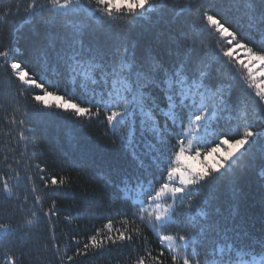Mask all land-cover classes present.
<instances>
[{"label": "snow or ice", "instance_id": "snow-or-ice-1", "mask_svg": "<svg viewBox=\"0 0 264 264\" xmlns=\"http://www.w3.org/2000/svg\"><path fill=\"white\" fill-rule=\"evenodd\" d=\"M222 11L241 12L248 31L231 28ZM21 12L40 71L29 69L11 41L0 45V77L18 82L0 97L10 113L4 120L18 133L15 150H26L33 120H101L119 140L117 151H80L79 161L98 157L110 195L131 205L120 214L121 227L109 216L86 239L72 238V255H61L51 223L57 201L45 209L38 193L70 188L71 177L58 179L37 164L41 187L26 177L33 194L29 209V197L18 194L21 161L8 163L5 156L0 198L12 202L13 213L28 209L30 218L0 220L3 264H38L48 251L38 235L45 217L60 264H90V254L110 246L139 251L138 240L153 264H167L165 250L170 264H264V0H27L23 7L17 0L0 12V24ZM138 28L133 43L130 33ZM197 35H218L227 47L204 46L203 55H194ZM181 39L191 42L182 46ZM237 49L243 52L238 60ZM49 72L54 80L46 79ZM221 149L225 154L201 170L182 163L186 153L209 157ZM19 156L27 159L24 151ZM243 180L258 190L257 207L236 192ZM225 184L233 186L226 201ZM144 228L160 243L157 256ZM33 252L40 256L31 257ZM134 264H145L144 257Z\"/></svg>", "mask_w": 264, "mask_h": 264}, {"label": "trees", "instance_id": "trees-1", "mask_svg": "<svg viewBox=\"0 0 264 264\" xmlns=\"http://www.w3.org/2000/svg\"><path fill=\"white\" fill-rule=\"evenodd\" d=\"M19 2L23 7L27 3V0H19ZM170 2L171 0H169ZM16 3L17 0H0V12ZM222 15H224L231 28L236 29L242 34L248 31L246 27L247 20L241 12L222 11ZM22 18L23 13L21 12L18 16L13 15L6 25L0 24V45L8 44L11 41L13 46L19 48L21 51L19 58L28 65L29 69L36 70L39 73V63L32 49L30 26L23 25ZM180 23L187 27V22L184 19H181ZM140 31L141 29L138 28L130 33V39L133 43H135ZM189 34L191 35V31ZM218 40L220 41V45L216 43ZM190 42L181 39L182 46ZM221 45L227 47L226 42L218 35L211 38L197 35L195 37L196 51L194 55H203L202 49L204 46H209L214 51H218ZM242 57L243 52L237 49L234 52V58L238 60ZM46 79L54 80L51 72L46 74ZM16 83L8 82L6 76L0 77V97H3L9 91L14 92ZM34 91L39 92L38 89ZM61 91H63V86H61ZM76 95L84 98L79 91H77ZM5 108L6 105L0 103V162L4 160L5 156L8 157V163H14L16 159H20V164L16 166V170L21 176L18 182V194L21 199L25 195L29 197V209L32 207L33 194L31 192L32 184L26 177L32 175L37 187H41V182L38 179L41 173L35 167L37 164L45 168L48 175H55L58 179L60 177H71L72 184L70 188L56 190V194L54 195L50 189H42V193H38L44 194L45 209L51 205L53 199L57 201L58 214L52 217L51 223L54 227L56 241L58 242L57 247L60 248L61 255L65 251L67 255H72L76 247L72 238L75 237L80 240L86 239L87 236L101 229L107 222L109 216L116 217V226L121 227L118 222L120 214H123L130 207L131 201L122 203L119 199H113L110 195L113 189L105 187L103 174L99 170L98 157L97 161H79L80 151L108 154L117 151L120 142L113 136L112 132L108 131L106 125L101 120L95 118L91 121L84 119L83 121H77L75 123H72L71 120L65 121L63 118L55 117L47 122L33 120L32 127L34 131L31 134V141L27 145L26 150L24 148L15 150L18 133L15 130V126L8 125L4 120L6 115H10V113L5 111ZM249 112V118L252 119L251 109ZM236 123L234 121L228 127L235 128ZM257 127H259V123H257ZM232 134L236 135L237 133L233 131ZM70 136L74 137V139L70 140ZM225 147L227 148L229 146L225 145ZM20 151L25 152L27 159L19 156ZM220 151H222V156L224 150L221 149ZM233 151H235L234 148ZM4 171H7V168L5 164L0 163V172ZM11 183H17V181H12ZM232 188L233 186L228 184H225L221 188V193L225 201L232 198ZM236 192L244 200L246 205L258 206L259 192L247 180L240 182L239 186L236 187ZM225 210H227V204H225ZM13 214L17 222H21L25 218H30L28 217V209L24 213H13L12 202L4 201L3 198H0V220L7 222L6 218ZM66 217L68 219H65ZM256 227L258 229L259 225ZM47 228L48 221L45 217L44 222L40 225L38 235L41 248H43L44 244H47L48 251L44 252L42 256H40L39 252H33L30 255L33 258L40 256L38 264H60L59 259L53 255L55 248L53 247V241L51 239L52 232L46 231L45 229ZM142 232L143 236L147 237L148 249L151 250L153 256H157L161 251L158 239L147 228L142 229ZM0 239H3L2 235ZM138 245L140 247L139 251H132L127 246L122 249L110 246L107 250L98 253L95 257H92L90 254L87 259L90 261V264H134L136 257L142 256L144 257L145 264H153L152 259L145 254L143 240H138ZM2 251L3 249H0V252ZM164 258H166L167 264H170V257L166 250L164 251ZM80 259L77 257V261ZM0 264H3L2 260H0ZM64 264H68V262L65 260ZM73 264H76V262H73Z\"/></svg>", "mask_w": 264, "mask_h": 264}, {"label": "rangeland", "instance_id": "rangeland-1", "mask_svg": "<svg viewBox=\"0 0 264 264\" xmlns=\"http://www.w3.org/2000/svg\"><path fill=\"white\" fill-rule=\"evenodd\" d=\"M257 72L259 71V68L256 69ZM49 101L52 102V98H49ZM233 151V148L231 149ZM222 151H219L218 153L214 154L213 156L204 157L202 156H195L194 154L189 155L185 154V156L182 158V163L190 166L191 168L195 170H201L204 167V163L212 165L214 161L219 159L221 157ZM225 153H223L224 155ZM222 155V156H223ZM203 161V163H202ZM1 236V235H0Z\"/></svg>", "mask_w": 264, "mask_h": 264}]
</instances>
